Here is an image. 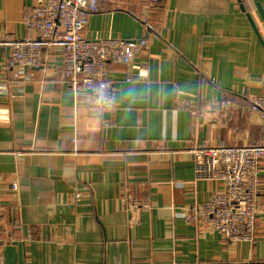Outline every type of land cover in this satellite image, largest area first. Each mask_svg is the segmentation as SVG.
I'll return each mask as SVG.
<instances>
[{"label":"crops","instance_id":"1","mask_svg":"<svg viewBox=\"0 0 264 264\" xmlns=\"http://www.w3.org/2000/svg\"><path fill=\"white\" fill-rule=\"evenodd\" d=\"M36 4L0 0V264H264V212L252 242L181 215L223 189L194 182L196 147L264 141L248 100L264 79L254 0H107L85 37L149 42L109 64L110 110L70 91L59 49L43 50L22 88L10 83L1 43L36 38L24 24Z\"/></svg>","mask_w":264,"mask_h":264},{"label":"built area","instance_id":"2","mask_svg":"<svg viewBox=\"0 0 264 264\" xmlns=\"http://www.w3.org/2000/svg\"><path fill=\"white\" fill-rule=\"evenodd\" d=\"M157 2L151 0L152 4ZM106 5L107 0H37L36 6L24 14V24L36 38L1 43L9 49L13 67L10 83L23 86L31 79L30 70L45 65L43 50L59 49L63 80L76 98H83L93 109H112L114 82L109 64H131L137 50H148L149 42L145 38L97 41L86 38L84 29L90 15L103 11ZM144 23L153 30L146 19ZM0 90L7 92L8 88L0 87ZM248 100L250 111L264 121V79L260 92ZM193 153L194 182L220 181L223 189L207 202L187 206L181 215L188 224L213 230L224 241L252 242L257 219L264 212L261 193L264 141L241 146L196 147ZM12 188L19 191L20 186L15 182ZM80 195L74 190L75 200Z\"/></svg>","mask_w":264,"mask_h":264},{"label":"water","instance_id":"3","mask_svg":"<svg viewBox=\"0 0 264 264\" xmlns=\"http://www.w3.org/2000/svg\"><path fill=\"white\" fill-rule=\"evenodd\" d=\"M254 2L256 4L258 11L260 12L261 17L264 19V10H263L262 4H261V0H254ZM256 32H257V30H256Z\"/></svg>","mask_w":264,"mask_h":264}]
</instances>
